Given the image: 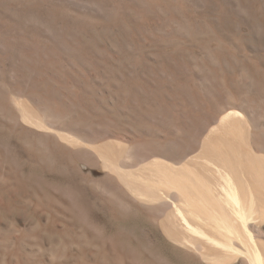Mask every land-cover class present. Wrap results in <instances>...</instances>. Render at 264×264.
Here are the masks:
<instances>
[{
	"label": "bare ground",
	"instance_id": "obj_1",
	"mask_svg": "<svg viewBox=\"0 0 264 264\" xmlns=\"http://www.w3.org/2000/svg\"><path fill=\"white\" fill-rule=\"evenodd\" d=\"M0 264H264V0H0Z\"/></svg>",
	"mask_w": 264,
	"mask_h": 264
},
{
	"label": "rangeland",
	"instance_id": "obj_2",
	"mask_svg": "<svg viewBox=\"0 0 264 264\" xmlns=\"http://www.w3.org/2000/svg\"><path fill=\"white\" fill-rule=\"evenodd\" d=\"M22 164H25V162ZM19 180L23 185L25 184L24 186H28L30 183L29 185L43 192H60L63 187L69 184L70 178L65 174L45 171L38 166L26 164L19 169ZM80 199L82 198L80 197ZM91 199L92 198L87 200L89 202L86 201L88 203L89 212L94 220L97 221L99 227L104 231L105 237L114 239L117 243L122 245L124 249L129 250V247H132V244L130 245L132 242L122 234V227H124V225L112 218L107 212L103 211L104 209L99 205H92L94 201ZM90 200L92 202H90ZM15 212L18 213L19 217L22 219L24 218L25 211L23 209L16 210Z\"/></svg>",
	"mask_w": 264,
	"mask_h": 264
}]
</instances>
